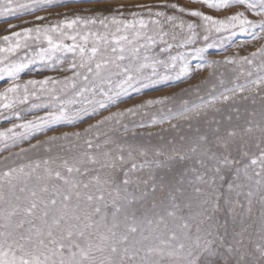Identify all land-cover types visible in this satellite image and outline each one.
I'll list each match as a JSON object with an SVG mask.
<instances>
[{
	"label": "snow or ice",
	"instance_id": "snow-or-ice-1",
	"mask_svg": "<svg viewBox=\"0 0 264 264\" xmlns=\"http://www.w3.org/2000/svg\"><path fill=\"white\" fill-rule=\"evenodd\" d=\"M191 2L200 7L162 0L8 25L19 30L0 36V80L12 81L0 118L21 122L0 131V264H264V46L197 64L237 66L219 91L118 109L190 78L192 57L238 33L264 39V0ZM69 3L106 0H0V18L42 22L36 13ZM35 64L71 74L19 82Z\"/></svg>",
	"mask_w": 264,
	"mask_h": 264
},
{
	"label": "rangeland",
	"instance_id": "rangeland-1",
	"mask_svg": "<svg viewBox=\"0 0 264 264\" xmlns=\"http://www.w3.org/2000/svg\"><path fill=\"white\" fill-rule=\"evenodd\" d=\"M162 0H106L105 4L102 5H96V4H89V3H76V4H66L62 7H56L48 9L44 12L36 13L35 15H44L48 17V20L37 22L34 19V16H22L19 18H0V36L8 35L12 31H18L19 28H13L9 29V24H16L22 27H32L35 23H48L51 20L55 19H62L63 14L67 13L69 16L73 15L75 12H81V14H91V13H83V9H92L93 11L99 10L101 8H108V7H114L119 6L120 4L125 5V15L131 11H142V9H139L135 7L136 5H157L160 4ZM168 2H179L181 4L187 5L189 7H200V5H194L192 4L191 0H168ZM243 10L239 6L236 8H233L231 10H228L227 12L221 11V12H214L209 9H204L206 12H211L212 15H215L217 17L223 18L226 14H231L232 12ZM57 13L61 15H57ZM249 19H259V17H256L252 15L251 13H248ZM24 21H32V23H24ZM227 46H222L219 48H211L207 51V53L204 54L203 57H192L191 58V67L194 69L191 73L190 78H184L179 81H168L164 82L161 85H158L152 89L146 90L142 95H136L133 94L131 98L123 99L122 102L119 104L118 109H125L127 107L134 106L136 104L142 103L148 99H158L163 96H172L174 97L177 102L180 99H190L193 100L196 98L197 94L204 95L208 91L211 90L212 86L215 84L217 91L221 90V85L219 84L220 79H224L226 83L229 85L234 81L237 71H234V69L237 68L235 65L231 64H220L216 65L212 68H202L199 70L195 69V66L197 64L201 63H207L208 61L212 60H218L223 61L227 57H237V56H248L250 53L255 52L260 47L264 46V39L261 40H251L250 36L247 33H238L235 37L232 38L231 41L225 42ZM247 68V66H245ZM71 73L68 72H55L51 71L50 69L45 68L41 64H35L31 65L28 70L25 71L20 77L19 82L26 81L28 79H43L46 76H52V77H62L64 75H70ZM243 80V77H241V81ZM12 81L8 80L7 78L5 80H0V91H3L6 87L11 84ZM196 86H199V93H197ZM187 89L188 91L185 92L184 90ZM178 98V99H177ZM26 107V106H25ZM117 108H112L109 111H116ZM155 111V109H153ZM42 112L39 113H28L25 115V119H31L33 115H42ZM108 113L105 112L103 115H107ZM99 117H95L89 120H86L83 124L77 125L75 128L68 125H61L57 127L53 131H49L46 133V135H37L34 139L30 141H26L21 147L27 148L29 144L36 143V140H43L46 138V136L49 135H55L60 134L62 132H72L79 129H82L87 126L89 123H94L95 119H98ZM21 121L18 120H5L3 118H0V131H3L4 129L11 127L13 123H20ZM164 128H167L168 125H164ZM160 127H154V128H148V129H138V132H141L143 134H147L148 132L157 133L160 132ZM10 152H17L19 151V147L12 148L9 150ZM9 155V152H0V159H2L3 156Z\"/></svg>",
	"mask_w": 264,
	"mask_h": 264
},
{
	"label": "bare ground",
	"instance_id": "bare-ground-1",
	"mask_svg": "<svg viewBox=\"0 0 264 264\" xmlns=\"http://www.w3.org/2000/svg\"><path fill=\"white\" fill-rule=\"evenodd\" d=\"M178 99V98H177Z\"/></svg>",
	"mask_w": 264,
	"mask_h": 264
}]
</instances>
